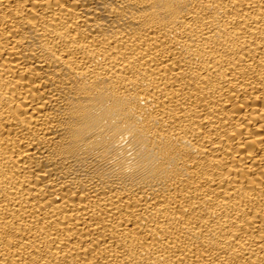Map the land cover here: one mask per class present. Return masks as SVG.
Here are the masks:
<instances>
[{"label": "bare ground", "instance_id": "6f19581e", "mask_svg": "<svg viewBox=\"0 0 264 264\" xmlns=\"http://www.w3.org/2000/svg\"><path fill=\"white\" fill-rule=\"evenodd\" d=\"M0 264H264V0H0Z\"/></svg>", "mask_w": 264, "mask_h": 264}]
</instances>
